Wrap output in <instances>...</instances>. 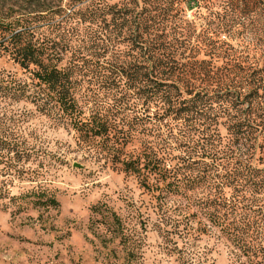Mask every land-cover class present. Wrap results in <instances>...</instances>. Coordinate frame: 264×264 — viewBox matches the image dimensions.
<instances>
[{
    "label": "trees",
    "instance_id": "trees-1",
    "mask_svg": "<svg viewBox=\"0 0 264 264\" xmlns=\"http://www.w3.org/2000/svg\"><path fill=\"white\" fill-rule=\"evenodd\" d=\"M33 1L0 0V61L14 69L0 66V200L57 205L18 133L30 106L105 145L156 202L159 234L180 226L160 204L174 199L263 264L264 0ZM15 180L35 184L14 197Z\"/></svg>",
    "mask_w": 264,
    "mask_h": 264
},
{
    "label": "rangeland",
    "instance_id": "rangeland-1",
    "mask_svg": "<svg viewBox=\"0 0 264 264\" xmlns=\"http://www.w3.org/2000/svg\"><path fill=\"white\" fill-rule=\"evenodd\" d=\"M52 1L36 0L28 9ZM192 14L187 11V18ZM0 66L14 70L2 61ZM19 110L29 111L18 132L34 149L27 165L57 205L43 209L32 205V197L0 200V264H247L215 231L202 234L174 199L160 204L180 226L168 237L159 234L156 202L111 161L105 145L76 138L30 106ZM124 152L135 153L129 147ZM34 184L15 180L10 196Z\"/></svg>",
    "mask_w": 264,
    "mask_h": 264
}]
</instances>
